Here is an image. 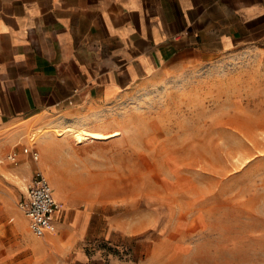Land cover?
Here are the masks:
<instances>
[{"label":"rangeland","instance_id":"374dc122","mask_svg":"<svg viewBox=\"0 0 264 264\" xmlns=\"http://www.w3.org/2000/svg\"><path fill=\"white\" fill-rule=\"evenodd\" d=\"M62 118L34 144L64 219L152 225L158 264H264V45L164 67Z\"/></svg>","mask_w":264,"mask_h":264},{"label":"crops","instance_id":"0c3cea01","mask_svg":"<svg viewBox=\"0 0 264 264\" xmlns=\"http://www.w3.org/2000/svg\"><path fill=\"white\" fill-rule=\"evenodd\" d=\"M246 43L264 45V0H0V264H158L152 225L64 219L53 185L57 230L36 236L18 201L45 166L23 148L44 152L46 124L74 107Z\"/></svg>","mask_w":264,"mask_h":264},{"label":"built area","instance_id":"2783aa9c","mask_svg":"<svg viewBox=\"0 0 264 264\" xmlns=\"http://www.w3.org/2000/svg\"><path fill=\"white\" fill-rule=\"evenodd\" d=\"M29 145L24 146L23 152L31 155L35 161L40 160V151L34 146V139L28 136ZM8 159L17 163L18 153L12 151ZM23 196L18 201L19 207L29 218V227L38 237L57 230V215L62 210V203L56 198L52 184L40 169L31 180L25 182Z\"/></svg>","mask_w":264,"mask_h":264},{"label":"bare ground","instance_id":"6f19581e","mask_svg":"<svg viewBox=\"0 0 264 264\" xmlns=\"http://www.w3.org/2000/svg\"><path fill=\"white\" fill-rule=\"evenodd\" d=\"M55 194V193H54Z\"/></svg>","mask_w":264,"mask_h":264}]
</instances>
